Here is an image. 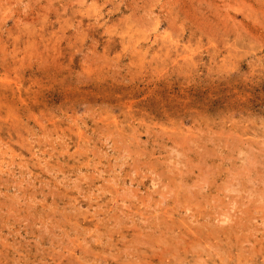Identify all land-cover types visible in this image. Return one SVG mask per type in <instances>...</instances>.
<instances>
[{
    "label": "rangeland",
    "instance_id": "374dc122",
    "mask_svg": "<svg viewBox=\"0 0 264 264\" xmlns=\"http://www.w3.org/2000/svg\"><path fill=\"white\" fill-rule=\"evenodd\" d=\"M0 264H264V0H0Z\"/></svg>",
    "mask_w": 264,
    "mask_h": 264
}]
</instances>
